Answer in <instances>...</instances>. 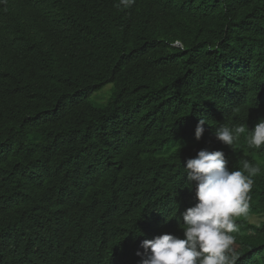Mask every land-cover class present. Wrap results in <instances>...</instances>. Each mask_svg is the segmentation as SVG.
<instances>
[{
    "label": "trees",
    "instance_id": "16d2710c",
    "mask_svg": "<svg viewBox=\"0 0 264 264\" xmlns=\"http://www.w3.org/2000/svg\"><path fill=\"white\" fill-rule=\"evenodd\" d=\"M261 118L264 0H4L0 264H144L145 239L184 238L204 149L260 167L232 235L264 264V147L214 134Z\"/></svg>",
    "mask_w": 264,
    "mask_h": 264
},
{
    "label": "clouds",
    "instance_id": "9594fccd",
    "mask_svg": "<svg viewBox=\"0 0 264 264\" xmlns=\"http://www.w3.org/2000/svg\"><path fill=\"white\" fill-rule=\"evenodd\" d=\"M2 2L4 0H0ZM134 2L120 0V5L127 8ZM205 124L207 121L200 118L195 128L197 140L201 138ZM245 133L249 148L264 147V118L252 129L246 123L232 127L222 125L214 134L218 141L233 148ZM184 168L187 181L190 184L196 182L197 200L194 206L181 213L184 238L163 234L145 239L142 247L146 252L150 250V255L144 264H236L232 233L237 232L239 226L235 218L248 214V194L260 167L245 160L243 170L229 171L222 151L204 149L195 158L188 159Z\"/></svg>",
    "mask_w": 264,
    "mask_h": 264
},
{
    "label": "rangeland",
    "instance_id": "374dc122",
    "mask_svg": "<svg viewBox=\"0 0 264 264\" xmlns=\"http://www.w3.org/2000/svg\"><path fill=\"white\" fill-rule=\"evenodd\" d=\"M112 83L106 84L103 88L96 91L91 95L92 100H95L97 103L105 102L111 95ZM264 218V217H263ZM251 222L258 223L262 218H259L256 215H251L248 217Z\"/></svg>",
    "mask_w": 264,
    "mask_h": 264
}]
</instances>
